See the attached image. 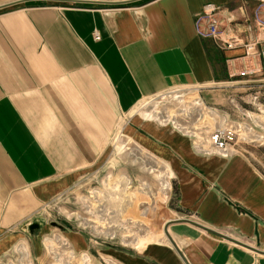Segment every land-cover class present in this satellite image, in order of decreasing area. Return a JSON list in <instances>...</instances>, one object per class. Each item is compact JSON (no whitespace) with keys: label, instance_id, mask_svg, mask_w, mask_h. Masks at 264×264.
I'll use <instances>...</instances> for the list:
<instances>
[{"label":"crops","instance_id":"obj_1","mask_svg":"<svg viewBox=\"0 0 264 264\" xmlns=\"http://www.w3.org/2000/svg\"><path fill=\"white\" fill-rule=\"evenodd\" d=\"M206 3L251 33L244 18L255 0H0V256L19 242L43 254L54 226L43 206L109 172L134 186L122 193L120 181L113 195L104 182L97 188L108 192L115 233L127 212L157 236L126 247L77 230L56 233L87 263L264 264V174L249 155L198 154L181 133L133 116L123 134L169 170L176 210L170 192L153 204V180L112 149L118 121L145 97L238 83L232 70L244 61L252 67L242 48L198 37L194 21ZM148 197L146 209L134 210Z\"/></svg>","mask_w":264,"mask_h":264},{"label":"built area","instance_id":"obj_2","mask_svg":"<svg viewBox=\"0 0 264 264\" xmlns=\"http://www.w3.org/2000/svg\"><path fill=\"white\" fill-rule=\"evenodd\" d=\"M252 13L248 18H244V24H250L251 33L245 34L243 30H239L236 27L235 17L222 15L218 6L214 3H206L202 6L200 14L194 21V27L196 34L201 39L206 38L214 42L217 48L222 50H230L233 48H242L243 58L252 62V67H248L243 62L240 70L233 71L231 77L234 79L237 77L238 81H242L247 84L251 77L256 75L258 70V64L264 65V0H255V5L252 8ZM95 38L99 36L96 34ZM257 63V65H256ZM233 69V68H232ZM236 80V79H235ZM235 80H230L227 83L220 84H206L205 86L192 85V86H179L160 92V94L145 97L141 102L135 106L127 116L122 117L117 123L116 135L112 139V149L115 154L118 153V149L123 151H130L138 153L136 150L131 149V142L123 134V126L130 122L131 118L135 115H139L143 120L156 121L158 125H166L168 123L181 132L184 135H188L191 138V144L197 153L202 155H218L229 156L232 153L238 151L235 149V139L252 140L262 142L264 135H257L253 132L254 126L260 127L263 130L262 125L257 123V117L252 115L253 109L247 110L243 106L234 104L232 98H227L234 109H237L241 114L242 119L248 118L255 125H245L242 122L236 124L230 123V116L225 111L218 109L216 106H209L206 102H203L199 97V94L207 87L213 85H221L224 89L230 87ZM241 82V83H242ZM193 92V93H191ZM190 93L192 95H190ZM259 91L253 90L250 93V97L253 100L251 102L252 108L256 109L260 113L264 114V102L259 103L258 100ZM190 102L187 105H183L182 100L184 97L190 98ZM173 97L178 102L171 111L163 107V100ZM249 104V102H248ZM160 108V110H158ZM145 110V114H141V110ZM215 125H217L215 127ZM264 131V130H263ZM243 135V137H239ZM254 136V139H250ZM121 142L119 148L115 149L116 143ZM117 147V146H116ZM92 197V195H89ZM98 200V199H97ZM100 214V213H99ZM100 219L95 216L89 215L87 224L104 239L113 238L115 234L114 225L108 220L107 214ZM98 220V221H97ZM122 221V220H121ZM121 223V222H120ZM122 221L123 230H127L126 224ZM56 242L59 245H48L45 247L46 256L48 257V264L51 260L57 261L64 259L67 264H71L75 256L70 243L66 241L60 235L52 236L48 242ZM0 264H37L34 259L29 255L26 245L20 242L14 247L12 252L6 253L0 256Z\"/></svg>","mask_w":264,"mask_h":264},{"label":"rangeland","instance_id":"obj_3","mask_svg":"<svg viewBox=\"0 0 264 264\" xmlns=\"http://www.w3.org/2000/svg\"><path fill=\"white\" fill-rule=\"evenodd\" d=\"M258 70L259 71L256 73V75L251 77L247 84L245 83L240 84L239 82L238 83L234 82L233 84L230 85V87H227L228 92L223 97L220 96L221 92L224 93L223 91L224 87H222L221 85H213L205 88L199 94V97L203 102H206L209 106H216L218 109H221L222 111L228 113V116H230V120H229L230 123L236 124L237 122H242L245 125L253 126V124H250V120L248 118L242 119V116L240 113H238L237 109H234V107L230 103H228L226 97L228 96V98H232L234 104L237 102V104L243 106L244 109L247 110L253 109L254 111H252L253 112L252 115L257 117L256 119L257 123L259 125H262L264 130V114L252 108L251 102L253 100L250 97V93H252L253 90L259 91L258 93L259 103L264 102V65L262 63H259ZM240 89L242 90L240 91ZM191 93L190 95H192ZM191 98H192L191 96L190 98L187 99L186 97H184V99L182 100L183 105H187V103L190 102ZM163 102H164L163 107L169 109V111H171L176 105H178V102H176V100L173 99V97L166 98L163 100ZM158 110H160V108H158ZM145 112L146 109L145 110L143 109L141 110L140 113L143 115L145 114ZM163 126H168L175 132L176 131L178 132V130L173 128V126H171L170 123ZM216 126L217 125H215V127ZM254 132L257 135H264V131L262 132L261 130H258L257 126H254L253 128L252 133ZM184 136L189 139L190 145L192 147L191 138L188 135L187 136L184 135ZM239 137H243V135H240ZM254 138H255L254 136L250 137V139H254ZM116 144L117 145H115V149L119 148V145H121L122 143L119 141ZM234 146L235 149H238L239 151H242L247 155H249L250 158L255 161V163L258 165V167L262 170V173L264 174V139L262 142L255 140L249 142L247 140H242V138L235 139ZM131 153L132 152L130 151H123L118 149V154L120 155V157L123 158L122 160L127 162V164H130L131 167L135 168L137 175L141 176L142 178H150L153 180V184L155 186L152 189L155 193H157L156 196L157 198H154L152 203L154 204V201H156V199L157 202H159L160 199L161 201H163V198H165L166 196L165 192L171 193L170 195L171 197H169L168 199L169 201H167L168 204L171 203L170 201H172V199L174 198L173 195L174 185L172 182L173 180L172 175L170 174L166 166L163 163H160L159 161L154 159L153 157L149 159V157L148 156L146 157V155H144L143 153L140 152L133 154ZM120 181L123 182L121 186H120ZM103 182L105 189L108 192L112 190L114 192L113 189L114 186H117V188H119L118 185L120 186V188H122L121 190L122 193H128V191L133 190L134 187L133 185H130L129 187L127 185L126 180L121 179L120 176L115 177L114 175H110L109 172H105L103 174V177L99 181V183H97L95 176L88 175L87 179H84L83 184L81 182L82 186L80 188H77L73 192V195L67 193L65 195L58 197V199L54 201H50L46 203L43 206L42 208L43 216L46 217L48 216L54 220V226L51 225L52 231L49 234V239H51L50 236H52L53 234L55 236L57 235L56 233L62 232L64 230L81 231L85 233V235L87 236L86 239L90 237L92 239L101 240L103 242L104 241L114 242L117 245L120 244L126 247H134L141 245L143 246L145 243L149 242V240L156 239L155 238L157 236L155 235L156 233H154V231L148 232L147 227L143 225L142 222L145 223L143 217L137 215H136L137 217H131L132 215L129 216L127 212L123 214V218H122V221H124L125 222L124 224H126L125 227H127V230H119L114 234L113 238L104 239V237L92 231L93 229L91 228L90 225L87 224V220H86L88 219L90 214L94 218L95 216H97V218L100 219L99 215L103 217L104 215L107 214V217L109 218V213L110 214L112 213L110 211L111 208L109 207V205L111 204H109L105 199V195H107L108 192L106 193L104 191L102 192L101 189H100L101 193L97 192V188L100 186L102 187ZM168 183L170 185L167 187ZM124 189L125 191H123ZM89 195H92V197H89ZM109 195H113V194L110 193ZM128 201L130 203V199ZM149 203L151 202L148 197L146 198V201L137 202V205H134V207L135 208L138 207V209H134V208L133 209L137 211L144 210L146 209V207L149 206ZM128 217H130L131 219ZM141 242L144 243L142 244ZM49 244L50 245L52 244L56 247L59 245V243H56L54 241L45 242V247L48 246ZM28 247L30 248V246ZM45 251L43 254L40 253V255H35V253H32L31 251H30L31 254L30 253L29 254L37 264H48V257L45 255ZM75 255L76 256L74 260H72L71 264H83V256L80 255L79 253H76ZM51 263L56 264V261L51 260ZM57 264H67V262H65L64 259H60L59 261H57ZM86 264H112V263H107L105 260H103L100 257L96 259H93L91 257L89 263Z\"/></svg>","mask_w":264,"mask_h":264},{"label":"water","instance_id":"obj_4","mask_svg":"<svg viewBox=\"0 0 264 264\" xmlns=\"http://www.w3.org/2000/svg\"><path fill=\"white\" fill-rule=\"evenodd\" d=\"M30 229H33V228H38V224L37 223H32L29 225ZM165 233L167 234V226H165ZM176 252H178V254L181 256V258L183 259V255L181 252H179L176 248H175ZM184 260V259H183Z\"/></svg>","mask_w":264,"mask_h":264},{"label":"bare ground","instance_id":"obj_5","mask_svg":"<svg viewBox=\"0 0 264 264\" xmlns=\"http://www.w3.org/2000/svg\"><path fill=\"white\" fill-rule=\"evenodd\" d=\"M87 258L85 256H83V264H86L87 263Z\"/></svg>","mask_w":264,"mask_h":264},{"label":"trees","instance_id":"obj_6","mask_svg":"<svg viewBox=\"0 0 264 264\" xmlns=\"http://www.w3.org/2000/svg\"><path fill=\"white\" fill-rule=\"evenodd\" d=\"M172 201H173V199H172ZM172 201H170V202H172ZM169 205L172 206L173 208H176L172 203H169ZM176 210H178V208H176Z\"/></svg>","mask_w":264,"mask_h":264}]
</instances>
